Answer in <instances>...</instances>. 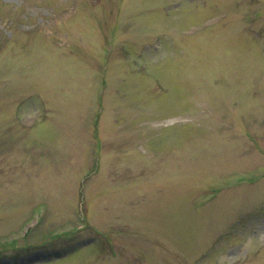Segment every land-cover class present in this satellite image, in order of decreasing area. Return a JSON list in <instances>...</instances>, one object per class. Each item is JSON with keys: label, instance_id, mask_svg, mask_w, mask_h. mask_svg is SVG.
I'll use <instances>...</instances> for the list:
<instances>
[{"label": "rangeland", "instance_id": "1", "mask_svg": "<svg viewBox=\"0 0 264 264\" xmlns=\"http://www.w3.org/2000/svg\"><path fill=\"white\" fill-rule=\"evenodd\" d=\"M0 264H264V0H0Z\"/></svg>", "mask_w": 264, "mask_h": 264}, {"label": "trees", "instance_id": "2", "mask_svg": "<svg viewBox=\"0 0 264 264\" xmlns=\"http://www.w3.org/2000/svg\"><path fill=\"white\" fill-rule=\"evenodd\" d=\"M71 236H72V234L69 237H71Z\"/></svg>", "mask_w": 264, "mask_h": 264}]
</instances>
